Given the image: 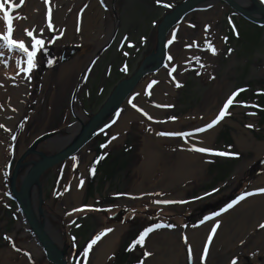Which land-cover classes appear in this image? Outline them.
Listing matches in <instances>:
<instances>
[{
	"label": "rangeland",
	"instance_id": "1",
	"mask_svg": "<svg viewBox=\"0 0 264 264\" xmlns=\"http://www.w3.org/2000/svg\"><path fill=\"white\" fill-rule=\"evenodd\" d=\"M96 1L103 8L85 25L83 15ZM183 1L62 0L63 16L54 20L55 0H0V109L8 113L0 119V264L6 250L14 256L9 264H51L10 190L16 163L44 135L38 150L54 155L67 147L156 49L159 23ZM128 112L137 116L125 119ZM147 138L164 159L177 153L179 141L200 139L202 150L193 152L210 150L192 164L199 174L181 182V194L157 186L161 168L149 188L136 190ZM37 157L29 153L22 162ZM41 183L47 228L67 249L69 264H93L114 224L116 244L101 264H148L150 257L170 264L178 249L182 264H264V25L223 1L186 15L169 33L164 68L146 75L95 136L45 171ZM75 187L78 196L61 207ZM38 196L37 187L36 205ZM153 233L174 237L175 245L160 242L152 250ZM191 234H200L199 246Z\"/></svg>",
	"mask_w": 264,
	"mask_h": 264
},
{
	"label": "water",
	"instance_id": "2",
	"mask_svg": "<svg viewBox=\"0 0 264 264\" xmlns=\"http://www.w3.org/2000/svg\"><path fill=\"white\" fill-rule=\"evenodd\" d=\"M211 1H223L246 20L255 24L264 25V5L260 0H250L249 3L240 0H185L181 2L168 12L159 23L157 27L156 49L143 59L139 68L130 77L118 83L101 109L91 116L86 124H83L81 131L67 147L54 155H48L38 150V143L47 138L44 135L35 140L31 148L19 159L11 176L10 190L18 204L23 222L28 227L29 232L33 234L36 242L44 251L48 262L51 264H69V262L66 258L67 249L57 243L47 228L46 215L43 208L42 174L48 169L72 158L95 136L109 116L124 105L128 97L139 86L146 75L159 72L164 68L168 57L170 31L186 15ZM118 23L119 18L117 17L116 24L118 25ZM29 153L37 154L39 159L23 163V159ZM24 165L28 166V170L21 177L20 183L18 184V175ZM37 187L39 188L38 205L34 203L33 198V192Z\"/></svg>",
	"mask_w": 264,
	"mask_h": 264
},
{
	"label": "bare ground",
	"instance_id": "3",
	"mask_svg": "<svg viewBox=\"0 0 264 264\" xmlns=\"http://www.w3.org/2000/svg\"><path fill=\"white\" fill-rule=\"evenodd\" d=\"M61 1L62 0H55V11H54V16H53L54 20L61 19L63 16V10L60 7ZM87 8L88 9L82 18V20H84L83 23L85 25L86 23H90V19L92 18L96 20L97 15L100 13L101 8L103 7L98 1H96L92 3L90 6H88ZM39 14L43 15L41 11ZM78 64H80L79 60H76V61H73L72 65L64 66L61 70V75H69V73L71 72V69ZM19 84L23 86L22 87L23 89H25L29 85L27 84V80H24L20 82ZM20 110L22 109L20 106H18V110H17L18 113L20 112ZM134 113L135 112H128L125 115V119L129 117L137 116ZM143 115L145 118H148L147 113H144ZM7 117H8V113L5 110L0 109V119L2 118L6 119ZM12 120H14V117H12ZM120 124H121L120 127H122V124H124V122ZM119 131H120V128L119 129L117 128L116 132L120 133ZM211 135H212V132L210 130L206 133V135H204V138L208 139L209 137H211ZM190 141H194V142H191L188 144V142ZM200 141H201L200 139L188 140L186 141L187 143L185 141H182V142L179 141L177 143V146L175 147L177 153L171 158L165 157L164 159L163 157H160L153 151V147L155 146L154 142L152 141V139L147 138L145 142L146 143L145 148H144V160L141 164V171L144 176V180L138 184L136 190L141 191L143 189L149 188V186H151L153 183L152 180L155 177L156 169L161 168L165 170V174L163 177L158 179L157 186H162V188L166 189V191L169 190V193H168L169 195L173 196L176 194H181L180 193L181 192L180 191L181 182L186 181V179L189 177L197 176L199 174L198 168H195V169L191 168L192 164L202 158L203 159L207 158L208 155L206 152H210V150L208 149H204L205 152L204 151L200 153L193 152L194 147L202 150V148L197 145V144H202V142ZM196 156H199V157H196ZM37 159H39V157H37ZM80 175H82V170L77 176L78 181L80 180ZM76 189L77 187L73 188L72 191L65 194L62 200V203H61V207L62 206L65 207L66 204L71 205V203H73V200L76 198V195L78 196ZM225 218L226 216L221 218L220 223L224 221ZM118 230H119V225L114 224L112 227L110 226V228L106 231L103 239H101L98 242V245L95 249L96 253H95V259H94L93 264H101L103 259L111 252V250L116 244V240H117L116 237H117ZM152 235H153L151 237L152 239L148 241V245L150 246L152 250L155 248L157 249L158 246L160 245V242H166L167 244L175 245L174 237H171L169 235H166L168 237H165L157 233H153ZM198 235L200 234H196L193 239V236L191 234L190 240H189L196 247L197 245L198 246L200 245ZM13 257L14 256H13L12 250H6L2 252L1 259L4 264H9V262H11ZM155 261L156 260L154 258L150 257L148 264H153ZM170 264H182V253L180 249H178L177 251L175 250L172 253L170 257Z\"/></svg>",
	"mask_w": 264,
	"mask_h": 264
},
{
	"label": "flooded vegetation",
	"instance_id": "4",
	"mask_svg": "<svg viewBox=\"0 0 264 264\" xmlns=\"http://www.w3.org/2000/svg\"><path fill=\"white\" fill-rule=\"evenodd\" d=\"M240 1H242V2H245V3H249L250 2V0H240ZM260 2L264 5V1L263 0H260ZM173 9V8H172ZM171 9V10H172ZM117 18V17H116ZM112 35V34H111ZM113 36H114V34H113ZM112 40V38H110L109 39V41H111ZM38 148V147H37ZM18 163V162H17ZM17 163H16V165H17ZM23 163H27V162H23ZM16 165H15V167H16ZM25 166H27V165H24L23 166V168L25 167ZM21 171V170H20Z\"/></svg>",
	"mask_w": 264,
	"mask_h": 264
}]
</instances>
